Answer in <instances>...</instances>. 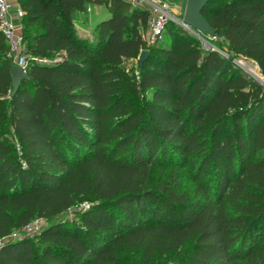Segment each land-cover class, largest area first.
<instances>
[{"label": "trees", "instance_id": "1", "mask_svg": "<svg viewBox=\"0 0 264 264\" xmlns=\"http://www.w3.org/2000/svg\"><path fill=\"white\" fill-rule=\"evenodd\" d=\"M18 2L29 79L10 95L0 32V239L94 201L1 242L0 264H127L120 246L145 261L264 264V86L235 61L264 76V0H210L206 48L167 23L148 44V9L132 0ZM88 4L108 10L90 36L74 23ZM142 50L137 73L121 67ZM187 164L211 183L200 197L150 181L156 167Z\"/></svg>", "mask_w": 264, "mask_h": 264}, {"label": "rangeland", "instance_id": "2", "mask_svg": "<svg viewBox=\"0 0 264 264\" xmlns=\"http://www.w3.org/2000/svg\"><path fill=\"white\" fill-rule=\"evenodd\" d=\"M134 4L146 7L149 12V22L147 25V29L149 27L150 21L152 20V6L146 1V0H132ZM171 1V8H172V14L174 19H169L167 21L166 25V31H168V27L174 25H180L187 30L191 31L190 28L185 26L183 24V16L184 11L186 7V1L187 0H170ZM105 11V10H103ZM91 23V22H90ZM92 26V25H91ZM90 28V26H89ZM88 28V29H89ZM77 33L79 34H85V35H92L94 28H90V30L86 29L85 27H82L79 23L78 27L75 28ZM146 29V30H147ZM146 30L144 31V38L146 39ZM167 35V33H166ZM166 35L164 39H166ZM198 43L206 48L209 46H214V43L212 42L213 37L212 36H204V35H196ZM26 51V49H25ZM27 59L30 56V53L26 51ZM137 60L138 58H128L124 59L120 65L121 67L125 68L129 73H137ZM236 63L243 68L245 71H247L250 75H252L254 78L259 80L261 84L264 86V76L260 71V68L256 61L250 58H244L241 56H237L235 58ZM13 139V137H11ZM199 179L194 173V166L193 165H184V166H178V167H163V168H154L151 172L150 181L153 184L156 183H167L170 185L177 193H182L188 200L195 199L197 197H200L201 193L204 190V188L210 187L211 183L209 180H202L203 182H198ZM210 190L209 192H211ZM253 192V197H256V195L259 193V190L256 189ZM94 201V198L88 199V200H78L74 207L76 208H86L90 203ZM225 207L228 211L231 213H238V210L234 207L233 201L226 200L225 201ZM74 211H71L70 209H67L62 214L50 218L45 219L42 217H35L33 220L30 221V223L26 226H22L20 228H15L11 231L9 235H7L4 238L0 239V243L3 241H7L10 239H16L23 236L28 237H35L40 229L46 225L50 220H54L56 218H69L74 215ZM120 258H122L124 261L127 262V264H171L174 259V252H168L165 254H159L155 253L150 261H145L142 253L139 249H131L127 247L120 246L117 251Z\"/></svg>", "mask_w": 264, "mask_h": 264}, {"label": "built area", "instance_id": "3", "mask_svg": "<svg viewBox=\"0 0 264 264\" xmlns=\"http://www.w3.org/2000/svg\"><path fill=\"white\" fill-rule=\"evenodd\" d=\"M15 0H0V32L8 45V55L12 64L19 65L24 71L28 69V59L24 40L20 31L18 19L24 14ZM152 6V20L146 31V41L151 43L162 37L165 25L169 19H174L170 0H146ZM196 34L201 35L195 31ZM85 206H88L85 205Z\"/></svg>", "mask_w": 264, "mask_h": 264}, {"label": "water", "instance_id": "4", "mask_svg": "<svg viewBox=\"0 0 264 264\" xmlns=\"http://www.w3.org/2000/svg\"><path fill=\"white\" fill-rule=\"evenodd\" d=\"M210 0H187L186 7L183 16V24L190 28L193 31H196L201 34H206L208 36H213L215 31L209 21L202 14L203 7ZM148 54L147 50H142L138 56L137 65L140 67L143 60ZM11 71V92L10 95H13L18 87L20 86L22 80L29 79V75L26 71L22 69L19 65L12 64L10 67ZM71 211H76L78 208L72 207Z\"/></svg>", "mask_w": 264, "mask_h": 264}, {"label": "crops", "instance_id": "5", "mask_svg": "<svg viewBox=\"0 0 264 264\" xmlns=\"http://www.w3.org/2000/svg\"><path fill=\"white\" fill-rule=\"evenodd\" d=\"M14 4H19L18 0L14 1ZM20 5V4H19ZM105 10V11H103ZM108 15V10L106 5L104 4H88L86 10L78 11L75 14V28L78 27L79 23L82 27H85L86 29L92 27H95V24L102 18ZM18 24L20 25V31H21V22L20 19H18ZM91 22V23H90ZM92 25V26H91ZM90 28L88 30H90ZM79 34V32H78ZM85 35V34H80Z\"/></svg>", "mask_w": 264, "mask_h": 264}]
</instances>
